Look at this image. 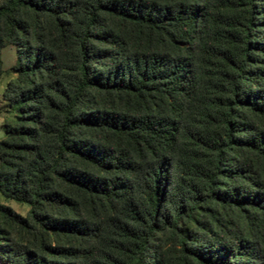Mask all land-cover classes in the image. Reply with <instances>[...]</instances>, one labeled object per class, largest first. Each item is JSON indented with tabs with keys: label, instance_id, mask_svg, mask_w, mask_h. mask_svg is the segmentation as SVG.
Instances as JSON below:
<instances>
[{
	"label": "trees",
	"instance_id": "1",
	"mask_svg": "<svg viewBox=\"0 0 264 264\" xmlns=\"http://www.w3.org/2000/svg\"><path fill=\"white\" fill-rule=\"evenodd\" d=\"M7 71L2 264H264V0H0Z\"/></svg>",
	"mask_w": 264,
	"mask_h": 264
},
{
	"label": "rangeland",
	"instance_id": "2",
	"mask_svg": "<svg viewBox=\"0 0 264 264\" xmlns=\"http://www.w3.org/2000/svg\"><path fill=\"white\" fill-rule=\"evenodd\" d=\"M11 52L6 51V59L10 57ZM11 59V58H10ZM13 77L11 71L4 72L0 76V139L4 137V127L3 121L5 118H9L12 115V111L8 106V102L3 98V90L6 85V82ZM0 201L8 206H10L14 211L18 212L21 215H25L28 211V206L26 204L18 203L11 199H5L0 196ZM0 264L1 261H0Z\"/></svg>",
	"mask_w": 264,
	"mask_h": 264
}]
</instances>
